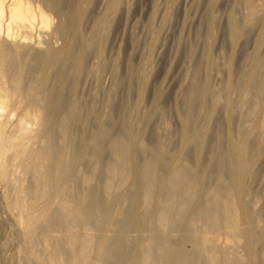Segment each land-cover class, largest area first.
I'll return each instance as SVG.
<instances>
[{"label": "bare ground", "instance_id": "1", "mask_svg": "<svg viewBox=\"0 0 264 264\" xmlns=\"http://www.w3.org/2000/svg\"><path fill=\"white\" fill-rule=\"evenodd\" d=\"M33 1L0 0V183L14 193L11 206L18 220L40 218L34 229H18L30 246V260L35 264H264V224L258 223L264 206L251 205L253 191L248 184L264 153L260 52L252 54L245 70L240 69L239 97H235L243 110L238 113L242 125L237 136L230 132L233 100L229 93L234 83L226 81L224 94L211 90L210 71L217 63L208 55L204 84L195 71L182 91L177 151L169 148L166 125L154 145L142 143L145 130L135 131L133 122L137 103L125 105L129 117L124 115L115 128L109 121L98 122L87 140L73 146L72 127L80 120V112L77 102H67L63 94L65 70L71 68L72 90L82 74L85 53L104 40L101 29L107 27L120 0H110L108 13L88 37L81 34L85 0L73 3L69 10L62 0H42V5ZM243 2V22L234 15L229 18L232 46L246 29L264 22V14L259 13L262 3ZM43 7L59 16L57 23L52 25L51 14ZM54 37L63 40L61 47L54 46ZM155 38L149 46L153 47ZM212 40L209 32V43ZM144 66L139 97L149 62ZM129 71L130 75L135 72ZM221 101L227 142L216 145L215 157L201 164L198 157L210 132L213 108ZM103 150L105 163L101 162ZM141 154L145 158L139 162ZM79 163H88L89 170L81 172ZM210 177L213 185L207 188ZM123 202L125 210L113 221L112 214ZM129 227L147 235L131 237L126 233ZM113 230L119 235L110 240L107 232ZM35 232L42 235L38 249L32 248L40 240ZM113 246L118 247L112 250Z\"/></svg>", "mask_w": 264, "mask_h": 264}, {"label": "rangeland", "instance_id": "2", "mask_svg": "<svg viewBox=\"0 0 264 264\" xmlns=\"http://www.w3.org/2000/svg\"><path fill=\"white\" fill-rule=\"evenodd\" d=\"M41 1L34 0L33 2L42 5ZM62 1L64 9L69 10L78 0ZM210 1L120 0L117 8L111 14L107 27L101 29L104 40H101L100 43L98 41L85 53L82 74L79 73L75 88L72 90L70 87L71 68L68 67L65 70L64 76L65 79L67 77V80L63 94L67 96L65 97V99L68 98L67 102H77L80 112V120L78 119L72 127L73 138H76L73 146L87 140L90 134L97 129L99 123H108L107 121H109L115 128L123 118L129 115L128 111H125L126 106L137 103L139 105L137 106L138 112L136 111L137 114H135V118L133 117V122L135 131H139L142 129L141 127L145 130L142 143L145 146L154 145L157 137L166 132L165 128L163 129V126L166 125L169 148L172 151H177L180 148V113L184 109L182 91L192 80L195 71L199 83L204 84L205 62L208 55L212 56L217 63L216 68H212L210 71L209 86H211V90L224 94L226 81L231 80L234 83L235 88L229 93L231 101L233 100L230 109L233 119L230 132L233 131L232 134L237 136V131L242 125L238 113L243 108L242 105H239V98H236L239 94L240 75L242 70H245L251 63L252 54L260 52V56L264 59V41L259 43L261 35L264 34V22H257L249 30L246 29L245 34L241 35L232 46L229 18L234 15L235 19L237 18L236 20L242 23L245 4L243 0H213V4L210 6ZM252 1L264 5V0ZM109 2L110 0H85V17L81 28L83 37L90 36L95 23L97 24L98 20L108 13ZM43 8L51 14L52 25L57 23L59 16L47 7ZM260 9L259 13L264 14V6H261ZM209 32L213 37L210 43L208 41ZM154 36L157 39L155 38L152 47L149 45ZM52 40L56 47H61L63 44V40L58 37H54ZM230 58L231 63L228 65ZM147 61L150 69H148L143 84L144 92H142L141 98L138 96L139 86L141 87L143 83L142 74ZM249 61L250 63H248ZM104 64L105 66L101 67ZM130 68L135 71L132 75L128 74ZM207 101L208 104L209 101ZM154 106H157L160 112L153 110ZM224 115V103L221 101L213 108L210 132L212 129L214 131L212 130L213 134L209 132L210 134L208 133L205 137L204 153L202 152V155L198 157L201 164H206L208 160L215 157L214 148L216 145L220 143L225 145L227 142L228 130ZM85 135L89 136L85 137ZM104 152L105 150L101 153L102 163H105L107 158ZM144 158L145 155L141 154L138 157L139 162ZM256 166L258 172L249 179L248 184L253 191L251 205L258 209L264 206V153L257 159ZM77 168L81 172L89 170L88 163H79ZM212 185L210 177L206 182V187L209 188ZM127 187L126 183L124 189ZM13 196L12 190L0 183V264H35L33 260H30L27 252L30 246L20 238L18 229L25 226L34 229L40 218L28 222L18 220L16 218L17 211L11 206ZM125 208V203H121L116 212L112 214V220H119L121 211ZM261 220L259 219L258 223L263 226L264 217ZM127 229L126 233L131 237L147 235L146 232L135 227ZM78 230L80 233H84L83 229L78 228ZM33 235L36 240L42 238L39 232H35ZM107 235L112 240L119 233L113 230L107 232ZM41 238L37 242L41 241ZM40 245L41 243L38 242L32 248L38 249ZM117 247L113 246L112 250H116ZM186 248L189 249L190 245L186 244Z\"/></svg>", "mask_w": 264, "mask_h": 264}]
</instances>
